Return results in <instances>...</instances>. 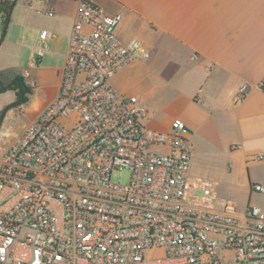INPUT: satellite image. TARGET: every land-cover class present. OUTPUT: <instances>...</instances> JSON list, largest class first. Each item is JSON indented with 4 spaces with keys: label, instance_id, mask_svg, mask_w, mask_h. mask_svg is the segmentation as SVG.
<instances>
[{
    "label": "built area",
    "instance_id": "built-area-1",
    "mask_svg": "<svg viewBox=\"0 0 264 264\" xmlns=\"http://www.w3.org/2000/svg\"><path fill=\"white\" fill-rule=\"evenodd\" d=\"M121 21L80 0L56 95L13 138L0 132V264H264L261 207L241 212L216 182L192 175L186 123L150 128L139 97L112 85L152 54L120 38ZM51 35L41 31L34 64ZM124 169L129 182L114 181Z\"/></svg>",
    "mask_w": 264,
    "mask_h": 264
},
{
    "label": "crops",
    "instance_id": "crops-1",
    "mask_svg": "<svg viewBox=\"0 0 264 264\" xmlns=\"http://www.w3.org/2000/svg\"><path fill=\"white\" fill-rule=\"evenodd\" d=\"M9 1L13 5L9 21L4 18L0 24V48L13 41L27 48L36 78L29 80L28 71L12 69L0 72V84L22 74L34 89L40 112L60 86L80 0ZM90 1L109 13H121L120 38L137 39L152 53L148 61L127 66L111 78L118 92L137 95L148 109L146 125L166 131L181 118L193 146L203 153L204 176L193 159L191 174L228 185L226 193L235 199L217 188L218 194L239 211L253 196L264 197V192L252 190L255 183L264 186V160L256 158L264 152V90L259 87L264 79V0ZM12 24L15 32L7 39ZM43 29L52 35L45 40L44 56L34 64ZM244 83L250 85L248 92L237 100ZM158 111L162 115L153 125Z\"/></svg>",
    "mask_w": 264,
    "mask_h": 264
},
{
    "label": "rangeland",
    "instance_id": "rangeland-1",
    "mask_svg": "<svg viewBox=\"0 0 264 264\" xmlns=\"http://www.w3.org/2000/svg\"><path fill=\"white\" fill-rule=\"evenodd\" d=\"M20 2L21 1L19 0L18 4ZM10 27L11 28H9L7 34V39H9L12 36L13 32H15V29L13 30V24ZM17 37L18 34L16 33V35H14V39H17ZM30 59L31 54H29L27 48L23 47L19 43L17 44L16 41H13L11 43L6 42L0 48V72H10L12 71V69H15V71L23 70L26 73L28 71L29 73H27V78L29 80H34L36 78V75L31 74L34 70L30 66ZM16 75L17 74H12L9 81L3 82L2 85L0 84L3 88L0 92L6 91V93L0 95V132H8V138H13L15 135L19 134L23 130V128L30 122V120L39 112L36 108L37 98L35 99V94H33L30 100L25 103L17 102V89L13 87L14 78ZM11 91H13L14 94ZM160 115L162 114L158 111L152 122L153 125L154 121H157ZM154 149L159 148L156 146L154 147ZM201 156H203L201 148H199V146H195L192 153L193 165L197 168V170L199 169V173L204 176L205 168L203 167ZM200 168L203 169L204 172H200ZM112 179L117 182L128 183L130 179V171L128 169H124L122 171V174L117 172L113 175ZM217 188L220 193L227 196V198L235 199L234 196L227 195L226 190H231V188L228 185L226 186L222 181L219 182ZM250 204L264 208V197L255 195L251 199ZM152 256L155 258L160 257L161 253L156 252Z\"/></svg>",
    "mask_w": 264,
    "mask_h": 264
},
{
    "label": "trees",
    "instance_id": "trees-1",
    "mask_svg": "<svg viewBox=\"0 0 264 264\" xmlns=\"http://www.w3.org/2000/svg\"><path fill=\"white\" fill-rule=\"evenodd\" d=\"M13 3L10 1H0V12L4 13L5 22L9 21L10 10L12 8ZM13 87L17 89L18 100L19 103H25L30 100L31 95L34 94V89L32 86L28 85L25 82L24 76L22 74H17L14 78ZM2 86L0 85V91L2 90Z\"/></svg>",
    "mask_w": 264,
    "mask_h": 264
}]
</instances>
